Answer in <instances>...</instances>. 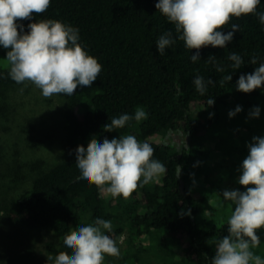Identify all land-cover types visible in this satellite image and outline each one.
<instances>
[{
    "label": "trees",
    "instance_id": "16d2710c",
    "mask_svg": "<svg viewBox=\"0 0 264 264\" xmlns=\"http://www.w3.org/2000/svg\"><path fill=\"white\" fill-rule=\"evenodd\" d=\"M158 2L52 0L45 13L17 21L24 26L21 35L30 32V23L48 19L78 28L79 42L102 65L92 87H78L73 96H67L63 112L67 157L37 175L31 188L16 200L0 206V212L10 222L33 230L48 229L60 237L57 243L48 245L47 264H54L61 251H68L64 236L81 225L94 223L96 218L130 225L129 248L136 261L141 259L144 240L151 239L163 255L169 244L179 247V253L174 252L177 255L162 256L164 264H211L217 242L228 235V218L219 220L217 209L210 207L215 192L208 188L207 167L204 170L202 164L192 160L195 153L190 145L181 150L166 139L172 133L184 132L191 142L194 136L205 132L201 121L191 119L192 110H217L228 104L234 91L242 97L264 94V87L251 93L237 90L240 76L253 73L264 63V24L258 15L234 17L222 29L227 33L231 24H238L240 31L235 32L233 40L225 48L200 49V59L193 62L191 56L197 50L185 47L175 26L156 8ZM257 13H264V0ZM167 31L172 32L175 43L160 55L156 41ZM10 50L0 45V87L4 88L21 85L8 75L6 59ZM233 51L244 60L239 69H234L227 58ZM254 55L256 65L250 63ZM209 57H215V62H207ZM217 67L223 71L218 72ZM198 75L216 83L204 95L193 84ZM227 75L232 80L221 87L218 82ZM209 98L215 100L213 106L207 105ZM139 107L148 113L147 120H132L122 129L104 131L112 117L134 115ZM128 134L140 142H149L155 150L153 159L162 162L167 172L158 182L139 187L130 198L121 196L109 201L95 185L78 179L81 172L76 166V149L81 145L87 148L93 138L102 143L104 138L119 139ZM201 173L205 180L202 185L196 182ZM123 230L113 228L112 233L106 234L115 239ZM163 230L167 235L159 241ZM170 239L174 242L169 243Z\"/></svg>",
    "mask_w": 264,
    "mask_h": 264
},
{
    "label": "clouds",
    "instance_id": "9594fccd",
    "mask_svg": "<svg viewBox=\"0 0 264 264\" xmlns=\"http://www.w3.org/2000/svg\"><path fill=\"white\" fill-rule=\"evenodd\" d=\"M52 0H0V45L7 52L9 77L17 84L30 82L41 90L43 97L64 94L73 96L78 87H92L102 72L98 59L85 51L80 41V32L59 20H40L30 23L29 33L21 35L23 25L18 20H31L33 14L41 15L51 6ZM261 0H159L156 8L175 26L178 38L187 49H196L191 56L196 62L200 59L199 50L204 47L225 48L234 34L240 31L238 24H231V31L224 33L232 19L248 15H258L264 24V13H257ZM18 28L20 31H18ZM175 43L171 31L159 36L156 45L160 55ZM232 67L239 69L244 64L242 57L233 51L227 57ZM207 62H215L209 57ZM257 64L255 55L250 61ZM217 71H223L217 67ZM232 80L227 75L219 80L223 87ZM193 84L197 92L204 95L208 87L216 83L203 76H196ZM264 87V63H260L253 73L241 75L237 90L251 93ZM23 88L20 89L23 92ZM215 100L209 98L208 106ZM237 106L229 116L241 112ZM250 115L259 118L260 108ZM148 119V113L139 107L134 115L127 113L112 117L104 126L105 132L124 128L130 121L141 122ZM249 155L242 164L239 184L246 191L225 190L223 199L235 207L228 219L227 233L216 244L215 256L211 264H264V258L253 249L261 241L257 232L264 229V137H254L248 145ZM154 148L147 142H140L134 135L120 136L111 140L104 138L101 143L91 139L87 148L76 149V166L81 172L78 179L95 185L102 195L128 199L142 185L158 182L166 174L165 165L153 159ZM181 168L178 166V175ZM184 213L182 212L181 215ZM190 215V212H189ZM113 232L111 221L96 218L94 223L81 225L77 230L63 237L68 251H61L54 264H105V257H119L118 240L106 233ZM50 259V258H49Z\"/></svg>",
    "mask_w": 264,
    "mask_h": 264
},
{
    "label": "rangeland",
    "instance_id": "374dc122",
    "mask_svg": "<svg viewBox=\"0 0 264 264\" xmlns=\"http://www.w3.org/2000/svg\"><path fill=\"white\" fill-rule=\"evenodd\" d=\"M66 103V95L45 98L30 82L0 87V206L3 202L16 200L31 188L37 175L67 157L68 140L63 120ZM221 106L217 110H192L191 119L201 121L205 132L194 136L191 142L184 132L172 133L166 142L181 150L187 144L192 147L195 153L192 160L202 164L204 170L207 167L209 172L207 180L211 184L208 188L215 192V199L209 201L210 207L217 209L219 220L226 221L235 206L223 199V192L246 191L239 184V178L243 161L249 155L248 145L253 143L254 137H264V94L242 97L234 91L228 104ZM237 106L242 111L230 117L229 113ZM256 107L260 108L259 118L250 115ZM202 175L196 176V182L201 185L205 184ZM105 197L109 201L113 199L107 194ZM120 227L124 230L115 239L124 238L122 244L118 243L121 254L119 257L106 256L105 264H164L162 256L179 253V247L175 249L171 239L169 243L172 244L165 247L164 255L156 242L148 239L144 240L141 259L136 261L129 248L132 241L130 225L113 223V228ZM166 235V230L160 231L158 240ZM257 235L261 243L253 251L264 258V229ZM59 238L48 229L33 230L12 223L0 212V264H47L48 245L57 243Z\"/></svg>",
    "mask_w": 264,
    "mask_h": 264
}]
</instances>
